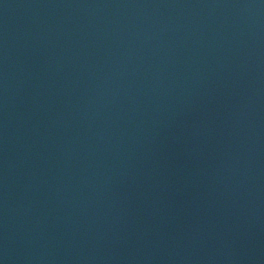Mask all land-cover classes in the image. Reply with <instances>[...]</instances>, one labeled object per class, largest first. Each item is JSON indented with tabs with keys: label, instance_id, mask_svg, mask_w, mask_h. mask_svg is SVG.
<instances>
[{
	"label": "water",
	"instance_id": "95a60500",
	"mask_svg": "<svg viewBox=\"0 0 264 264\" xmlns=\"http://www.w3.org/2000/svg\"><path fill=\"white\" fill-rule=\"evenodd\" d=\"M0 264H264V0H0Z\"/></svg>",
	"mask_w": 264,
	"mask_h": 264
}]
</instances>
